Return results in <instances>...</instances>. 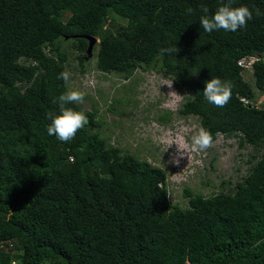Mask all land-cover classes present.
<instances>
[{"label": "trees", "instance_id": "16d2710c", "mask_svg": "<svg viewBox=\"0 0 264 264\" xmlns=\"http://www.w3.org/2000/svg\"><path fill=\"white\" fill-rule=\"evenodd\" d=\"M228 2L0 0V264H264V105L255 104L264 92V0H231L253 13L237 31H203L202 8L211 18ZM111 14L125 24H109ZM83 35L99 39V71L128 79L154 68L184 91L178 112L196 116L212 141L237 136L261 150L231 192L186 188L188 206L171 203L165 170L109 144L95 108L66 105L87 125L68 142L48 135L66 90L57 78L67 71L64 44L84 72ZM251 54L261 57L253 84L238 64ZM213 77L231 85L223 107L204 98Z\"/></svg>", "mask_w": 264, "mask_h": 264}, {"label": "rangeland", "instance_id": "374dc122", "mask_svg": "<svg viewBox=\"0 0 264 264\" xmlns=\"http://www.w3.org/2000/svg\"><path fill=\"white\" fill-rule=\"evenodd\" d=\"M107 22L114 27L125 24L115 14ZM64 47L68 85L86 93L84 103L79 104L81 109H97L98 130L109 144L165 170L171 203L186 208V188L206 197L231 192L261 154L251 145H242L237 136L222 134L216 136L211 147L191 151V135L201 125L196 116L178 112L185 93L170 77L154 68H137L128 79L101 72L95 67L96 43L81 72L79 52L66 44ZM244 78L253 84L251 70L244 73ZM171 83V87L166 85ZM260 99L257 94L258 106L264 105Z\"/></svg>", "mask_w": 264, "mask_h": 264}, {"label": "clouds", "instance_id": "9594fccd", "mask_svg": "<svg viewBox=\"0 0 264 264\" xmlns=\"http://www.w3.org/2000/svg\"><path fill=\"white\" fill-rule=\"evenodd\" d=\"M192 11L191 8L187 9L189 14ZM202 12L205 15H201L199 22L203 31L207 33L221 29L235 32L239 28L246 26L247 22L253 19V13L247 6L233 7L231 0L219 6L211 18L207 15V7H203ZM257 15H259V11H257ZM161 51L168 54L177 53L178 48L162 49ZM57 78L65 82L66 90L59 95L57 101H54L58 102L59 112L48 114L50 124L47 127V133L50 136L55 135L61 142H68L75 137L79 130L87 125L88 119L82 111H76L74 108L67 107L66 105L84 103L86 93L67 86L70 79L68 71L61 72ZM166 85L171 87L172 83ZM203 95L209 103L217 107H223L231 99V85L227 82H222L218 77H213L205 82ZM211 146L212 135L208 130L201 127L191 135L189 145L191 151H203Z\"/></svg>", "mask_w": 264, "mask_h": 264}, {"label": "built area", "instance_id": "2783aa9c", "mask_svg": "<svg viewBox=\"0 0 264 264\" xmlns=\"http://www.w3.org/2000/svg\"><path fill=\"white\" fill-rule=\"evenodd\" d=\"M261 59L260 55H256V54H251V55H245L241 58L238 59V64L240 66H242L243 68L247 69V70H251L252 69V66H253V63L257 60ZM263 59V62H264V58ZM260 103H264V92H262L260 94ZM241 100L245 103L248 102V100L244 97H241ZM256 104V103H255ZM256 106H258V104H256Z\"/></svg>", "mask_w": 264, "mask_h": 264}, {"label": "water", "instance_id": "95a60500", "mask_svg": "<svg viewBox=\"0 0 264 264\" xmlns=\"http://www.w3.org/2000/svg\"><path fill=\"white\" fill-rule=\"evenodd\" d=\"M84 38L87 39L88 44L86 48V59L92 55V50L96 42L99 41V39L96 36L92 35H83Z\"/></svg>", "mask_w": 264, "mask_h": 264}]
</instances>
